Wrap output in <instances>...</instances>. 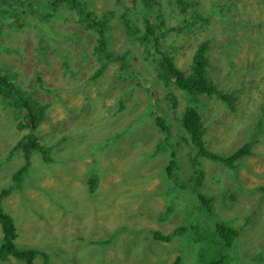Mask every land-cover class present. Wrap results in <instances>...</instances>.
I'll list each match as a JSON object with an SVG mask.
<instances>
[{
	"label": "rangeland",
	"instance_id": "rangeland-1",
	"mask_svg": "<svg viewBox=\"0 0 264 264\" xmlns=\"http://www.w3.org/2000/svg\"><path fill=\"white\" fill-rule=\"evenodd\" d=\"M52 1L18 0L12 8L28 13L27 20L14 14L0 21L1 87L16 85L9 94L0 91V191L25 163L17 143L27 133L51 149V160L31 151V175L3 200L15 218L19 247L44 251L33 264H174L179 257L181 264H204L226 251L217 224L224 218L244 229L231 264H264V190H252L264 186V0H186V9L179 0H154L165 26L188 25L163 39L184 70L198 44L211 41L209 72L220 88L237 91L234 110L216 96L195 100L159 76L132 32L144 27L141 0L135 8L131 0H76L94 11L84 19L72 0ZM216 6L221 10L214 12ZM193 10L208 20L197 21ZM89 19L111 24L110 46L116 55L127 54L126 74L118 72L120 60H99L98 29ZM26 99L43 106L34 130L18 126V120L28 122ZM192 104L202 112L208 149L228 153L255 137L253 153L235 169L197 157L178 122ZM156 115L167 118L170 133ZM90 176L97 178L94 191ZM197 192L211 198L214 213L204 212ZM178 225L182 235L170 241L151 235ZM0 264L26 263L10 255Z\"/></svg>",
	"mask_w": 264,
	"mask_h": 264
},
{
	"label": "trees",
	"instance_id": "trees-1",
	"mask_svg": "<svg viewBox=\"0 0 264 264\" xmlns=\"http://www.w3.org/2000/svg\"><path fill=\"white\" fill-rule=\"evenodd\" d=\"M18 0H0V21L4 19V17L10 18L13 17L14 14L18 15L17 19L22 17V19H26L29 17V14L25 11H22L20 14L18 10H14L12 8L13 2ZM63 0H53L52 3L61 2ZM143 3L146 4V12L145 14V23L144 27H132V32L136 34V38L139 42L144 46L145 53L147 57L152 58L153 64H155V68H157V72L161 78L169 79L171 83H173L177 88L184 90L188 95H190L195 100L201 98L202 95L207 96H216L220 99L229 109L234 110L235 108V101L237 99V91L234 90H226L220 88L216 81L211 77L209 69L211 66V58L209 56V51L211 50L212 44L211 41L208 39L202 40L197 48L195 49L192 55V61L190 65V70L186 71L183 68L179 67L172 54L164 48L163 39L165 33L172 32L173 30H178L183 26L188 25H178V26H165L162 17L159 15V6L155 3L154 0H141ZM140 1V2H141ZM154 2L152 4L151 2ZM179 5L182 9H186V0H179ZM139 2V4H140ZM132 5L137 7L136 0H131ZM196 0H193L191 5H195ZM72 5L78 7L80 12L81 18H88V15L94 14L93 10H88L84 6H80L76 0H72ZM227 4V1L225 2ZM74 7V6H73ZM133 9V7L131 6ZM196 9V8H195ZM86 11L89 13L87 14ZM221 8L216 6L214 8V12L220 11ZM194 11V19L203 23L204 20H208V16L199 13L198 11ZM92 16V15H91ZM34 24L40 27L41 30H44L48 33H52L51 27L48 23L40 20L35 19L33 20ZM89 24L91 27L98 29V36H97V43L95 45V51L98 54L99 60H111V61H121L118 72L126 74L128 72L127 68V54L124 52L123 54L116 55L114 50L110 46V36L107 30L109 27H106V21H101L100 19H96L93 22L89 19ZM194 24V23H191ZM232 45L228 44L227 42L224 44L225 50L228 52L232 51ZM105 65H102L97 69V71L93 74V78L96 79L97 77L101 76ZM3 75H0V87H1V79ZM14 84L7 83L5 86L0 88V91L9 94L10 91L12 92L15 89ZM29 99L24 101L26 105V109L28 110L25 113V117L27 118L28 122L24 123L18 120V126L27 127L29 126L31 130L37 128L38 121L42 115V105L40 107H36L32 103H28ZM157 107V106H156ZM178 120V118H176ZM202 112L199 110L196 104L189 105L183 111L179 125H181L186 132L189 134V137L196 147V156L197 157H207L217 162L222 163L224 166L229 167L230 169H235L238 167L237 162L245 157L246 155H250L253 153L252 145L256 141L255 137H250L246 142H243L240 146L233 149L228 153H221L218 151H212L206 147L204 135L206 133L205 124H203L202 120ZM155 120L157 125L165 131L167 134L170 133L169 130V121L166 117H162L159 115L155 116ZM38 135L34 133H27V135L17 143V147L22 148L24 150V157L25 163H23L20 167H18L12 174V183L8 186H5L0 191V225L2 227L3 235L0 241V259H6L8 256H13L18 260L24 261L26 264H33L36 257L40 255H44V251L36 248V247H24L22 249L17 244L16 238L18 237L17 226L15 224V220L4 209L3 200L4 198L9 195L13 191H21L23 188V183L25 180L26 175L29 173L31 175L30 167L32 165L31 162V151L32 150H40L44 157L47 160H51V149L44 144H39L36 142ZM162 145L160 148H163ZM176 164V154L172 153L168 164L167 170L168 173L171 175L174 173V167ZM97 178L95 176H90V184L91 190H95ZM260 189L264 190V186H257L253 191H260ZM198 198L200 199L201 203L203 204L204 212L208 214L214 213V208L212 205L211 198L208 195H205L203 192H198ZM240 215H237L239 217ZM249 216V215H248ZM217 224L222 229V236H219V244L220 246L226 250L223 254L211 258L204 264H231L233 258H230V254L232 249L234 248L235 242L237 238L243 236L244 229L240 226H236L233 224V219L226 220L224 218L218 220ZM183 228L182 225H178L173 231L170 233H163L159 229L151 230V235L154 239H158L161 241H170L172 240L173 236L182 235L180 232ZM223 237V238H222ZM225 247V248H224ZM182 257H179L174 264H181L180 260ZM199 264V263H196Z\"/></svg>",
	"mask_w": 264,
	"mask_h": 264
},
{
	"label": "clouds",
	"instance_id": "clouds-1",
	"mask_svg": "<svg viewBox=\"0 0 264 264\" xmlns=\"http://www.w3.org/2000/svg\"><path fill=\"white\" fill-rule=\"evenodd\" d=\"M227 1V4H225V2ZM234 0H225L223 3H222V5H229L230 4V2H233ZM225 49V48H224ZM177 64V63H176ZM178 65V64H177ZM179 66V65H178ZM179 67H181V66H179ZM182 68V67H181ZM227 90V89H226ZM231 91V90H230ZM233 92H235V91H233ZM236 93V92H235ZM203 118V117H202ZM253 119H256V118H253ZM203 120V119H202ZM203 124H204V121H203ZM205 136H206V133H205V135H204V139H205ZM205 143H206V141H205ZM246 156H248V155H246ZM213 161H216L217 162V160H214V159H212ZM241 160V159H240ZM218 163H220V162H218ZM197 196H198V192H197ZM199 201H200V199H199ZM201 202V201H200ZM202 204V203H201ZM202 206H203V204H202ZM2 228V227H1ZM18 238V237H17ZM0 241H1V239H0ZM18 244V243H17ZM24 247H26V246H24Z\"/></svg>",
	"mask_w": 264,
	"mask_h": 264
},
{
	"label": "bare ground",
	"instance_id": "bare-ground-1",
	"mask_svg": "<svg viewBox=\"0 0 264 264\" xmlns=\"http://www.w3.org/2000/svg\"><path fill=\"white\" fill-rule=\"evenodd\" d=\"M10 215L13 217V219H15L14 216H13L11 213H10ZM2 235H3V232H2ZM222 238H223V237H222ZM20 248L25 249L23 246H21ZM224 248H225V247H224ZM225 252H226V251H225ZM44 255H45V253H44ZM45 256H46V255H45ZM8 257H9V256H8ZM8 257H7V258H8Z\"/></svg>",
	"mask_w": 264,
	"mask_h": 264
}]
</instances>
